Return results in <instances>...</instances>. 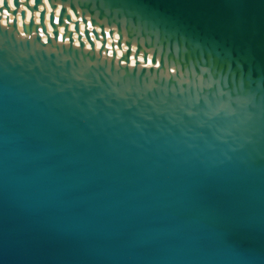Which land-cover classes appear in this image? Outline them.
<instances>
[{
  "label": "water",
  "instance_id": "1",
  "mask_svg": "<svg viewBox=\"0 0 264 264\" xmlns=\"http://www.w3.org/2000/svg\"><path fill=\"white\" fill-rule=\"evenodd\" d=\"M49 4L0 29V264H264V0Z\"/></svg>",
  "mask_w": 264,
  "mask_h": 264
},
{
  "label": "clouds",
  "instance_id": "2",
  "mask_svg": "<svg viewBox=\"0 0 264 264\" xmlns=\"http://www.w3.org/2000/svg\"><path fill=\"white\" fill-rule=\"evenodd\" d=\"M25 3H26V0H20V12L25 14V17L22 18L19 14H17L16 16H13L11 12H9L8 10H5L4 9L5 0H0V9H4L3 11H0V29L9 30L11 28L10 25H12L13 22L15 21L20 26V29H21L20 34L18 35L20 39H22L23 37L22 28L24 24L31 21L33 17H35V22L39 24L40 23V12L44 11L45 8L47 10V15L49 17L52 15V12H53V9L49 4V0H43V6L40 8V11H37L35 13L30 11L28 7H25ZM27 3L32 6H35L36 0H27ZM7 4H8V9H11L12 12L16 11L15 0H7ZM62 8L63 6L61 4H57V7L55 9V16H56L57 24L59 23V17H60ZM68 13L72 15L73 19H75L76 14L72 13L70 8L68 9ZM59 31H60L61 38H63L64 29L60 28ZM52 32H53V29L51 27V24L49 23L48 24V35L45 36L43 32L40 33V40L42 41L44 45L48 43V37L52 36ZM81 32H83V27L81 28ZM126 50L127 49H125V51ZM133 52H135L134 47H133Z\"/></svg>",
  "mask_w": 264,
  "mask_h": 264
},
{
  "label": "bare ground",
  "instance_id": "3",
  "mask_svg": "<svg viewBox=\"0 0 264 264\" xmlns=\"http://www.w3.org/2000/svg\"><path fill=\"white\" fill-rule=\"evenodd\" d=\"M41 7H42V6H40V8H41ZM40 8H39V11H40ZM45 17H46V24H47V26H48L50 17L47 15V10H46V16H45ZM72 19H73V17H72ZM76 20H77V18L75 17V19H73V22L70 23V25H69V29H70L71 31L74 32L75 42H76V44H78V34L75 33V25H74V21H76ZM73 26H74V27H73ZM82 27H83V32H81V28H82ZM60 28H63V29L65 30L64 27H60ZM84 31H85V25L81 22V23H80V33H81L82 35H84ZM98 31H100V30L98 29ZM106 33H107V45H108V47H110V44H111L114 40H117V39H118V36L115 34V35L113 36V38H112V37L109 36L108 31H106ZM92 38H93V40L95 41L96 48H97V49L101 48V46H102V41H101V40H96L95 37L93 36V34H92ZM83 40L86 42V44H87L88 47H89V44L87 43L85 37H83ZM110 41H111V43H110ZM125 49H127L125 46L123 47V49L116 48L118 57L122 56V54H123V52L125 51ZM140 60L142 61V59H140Z\"/></svg>",
  "mask_w": 264,
  "mask_h": 264
}]
</instances>
